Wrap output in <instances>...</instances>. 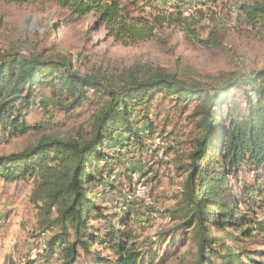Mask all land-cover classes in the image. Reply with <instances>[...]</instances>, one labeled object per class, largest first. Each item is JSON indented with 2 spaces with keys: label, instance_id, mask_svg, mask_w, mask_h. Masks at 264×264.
Returning <instances> with one entry per match:
<instances>
[{
  "label": "trees",
  "instance_id": "trees-1",
  "mask_svg": "<svg viewBox=\"0 0 264 264\" xmlns=\"http://www.w3.org/2000/svg\"><path fill=\"white\" fill-rule=\"evenodd\" d=\"M53 1L72 15L81 17L96 12L98 20L121 42H136L154 34V25L133 16V7L158 13L154 18L161 25L164 21L168 26L182 25L203 44L222 46L215 30L200 38L196 29L205 17L197 6L217 0ZM193 9L199 17L190 14ZM240 16L241 23L250 26L254 35H264V0L243 4ZM233 74H206L182 57L169 68L134 64L121 71L101 66L81 71L62 53L48 58L39 53L26 57L0 48V137L56 125L55 118L36 125L26 118L31 106L43 103L35 99L38 87H50L55 106L68 115L84 105L93 108L88 132L45 135L28 149L0 156V179L31 180V200L39 209L40 226L57 228L40 255V264H163L171 256L165 252L158 257L160 244L149 239L141 243L128 230L136 221L131 210L133 200L123 203L125 208L117 222L97 202L99 187L103 193L117 190L105 174L114 173L113 160L120 161L121 157L113 156V162H108L105 147L120 144L125 148L132 141L143 143V136L153 134V127L144 118L147 116L141 118L139 113L135 120L134 112L138 110L135 106L150 104L157 94L185 105L197 103L194 116L200 134L194 137L186 161L178 167L184 180L180 209L174 213L182 217L190 231L182 244L195 251V264H213V258L221 259V264H264L257 258L260 250L248 245L240 247L245 241H264V221L255 212L264 207V69L243 82L249 86L244 106L228 95L241 85ZM228 77L231 81L221 84ZM257 81L262 86L255 89L254 102L249 91ZM141 123H145L143 130L138 128ZM118 132H125L129 142L119 141ZM100 162L105 163L101 166ZM149 172L152 169L142 173L146 182L155 177L148 176ZM241 172H253L255 183L237 194L230 182L232 179L239 183ZM134 191L130 185L128 193ZM247 203L253 204V213L241 209ZM95 222L103 224L97 226ZM178 226L171 229L170 245L177 243ZM96 244L109 251L111 259H105L99 248L93 249Z\"/></svg>",
  "mask_w": 264,
  "mask_h": 264
},
{
  "label": "rangeland",
  "instance_id": "rangeland-1",
  "mask_svg": "<svg viewBox=\"0 0 264 264\" xmlns=\"http://www.w3.org/2000/svg\"><path fill=\"white\" fill-rule=\"evenodd\" d=\"M253 1L217 0L216 3L208 1L203 6L195 5L205 14L202 22L196 25L197 33L200 38H206L210 30H215L222 46L214 48L193 37L182 25L168 26L166 21L161 25L154 18L158 13L151 14L148 8L143 11L132 7L131 10L133 16L154 25V34L151 38L136 42L128 40L126 43L114 38L105 24L98 20L96 12L80 17L72 15L53 0H0V48L26 57L39 53L48 58L62 53L72 59L81 71H87L91 66L121 71L134 64L169 68L174 66L178 57H182L189 65L206 74L233 72L241 85L231 89L228 95L244 106L245 91L249 86L243 82L255 71L264 69V35H254L250 26L241 23V6ZM139 3L142 4V1ZM190 14L199 17L195 9ZM229 79L221 84L231 81ZM261 86L257 81L250 87L254 88L249 91L254 102L257 100L255 89ZM35 93L36 101L43 103L27 110V120L36 125L55 118L56 125L49 129H31L22 134L0 137V156L28 149L45 135L74 136L77 132H88L92 107L84 105L68 115L55 106L56 99L50 87H38ZM196 104L195 101L187 105L185 102L177 103L157 94L150 104L135 106L138 110L134 112L135 120H138L139 113L141 118L147 116L144 118L153 127V134L139 139L143 143L132 141L125 148L113 144L104 150L109 155L108 162L114 161V173L111 176L106 173L105 178L109 182L112 180L117 190L103 193L99 187L98 204L113 222H117L118 216L123 214V203L130 185L137 189L139 181L146 184L142 197L132 201L131 210L136 221L131 223L128 230L133 231L141 243L149 239L160 244L158 257L170 252L171 256L163 264H195V251L182 244L183 240H188L190 231L182 217L174 212L180 209V191L184 180L178 167L183 160L186 161L194 137L200 134L194 116ZM144 124H139L138 128L143 130ZM116 136L124 144L129 142L125 132H118ZM113 156H119L121 160L115 161ZM104 163L100 162V165ZM148 169H152L148 176L155 177L146 182L142 173ZM127 172L132 174L131 179V174L128 176ZM139 174L140 177L136 179L134 175ZM254 177L253 172H241L240 182L234 183L231 179L230 185L239 194L255 183ZM33 188L31 180L5 182L0 179V264H28L29 261L40 264V255L45 252L52 234L58 232L57 228L49 230L44 225L40 226L39 209L31 200ZM252 205L242 204L241 209L253 213ZM255 210L257 218L264 221V207ZM94 224L98 226L103 223ZM176 224H179V236L173 246L170 245L173 244L170 233ZM245 245L260 250L257 258L264 261V241H245L240 247ZM95 248L101 250L105 259H111L108 258L109 251L102 246L96 244ZM213 264H221V259L213 258Z\"/></svg>",
  "mask_w": 264,
  "mask_h": 264
},
{
  "label": "built area",
  "instance_id": "built-area-1",
  "mask_svg": "<svg viewBox=\"0 0 264 264\" xmlns=\"http://www.w3.org/2000/svg\"><path fill=\"white\" fill-rule=\"evenodd\" d=\"M134 177L137 179L140 177V174L134 175ZM139 182L142 183L141 181H139ZM140 183L137 185V189L135 188L134 192L127 194L126 200H134L136 198L142 197V193H144L146 191V186H145L146 184H140Z\"/></svg>",
  "mask_w": 264,
  "mask_h": 264
}]
</instances>
